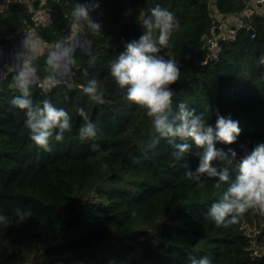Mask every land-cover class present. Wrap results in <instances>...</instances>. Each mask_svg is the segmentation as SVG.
I'll use <instances>...</instances> for the list:
<instances>
[{
	"label": "trees",
	"instance_id": "1",
	"mask_svg": "<svg viewBox=\"0 0 264 264\" xmlns=\"http://www.w3.org/2000/svg\"><path fill=\"white\" fill-rule=\"evenodd\" d=\"M7 1L0 0L5 49L29 27L41 41L63 45L74 34L69 14L77 2L99 4L100 14L94 10L90 16L101 28L96 34L83 22L93 54L75 49L76 86L61 81L44 89L38 81L30 88L34 102L48 99L71 117L72 131L61 142L53 137L51 152L31 142L23 112L11 105L20 95L8 87L14 69L0 81V214L14 219L16 209L31 212L25 222L0 225V264H191L190 258L205 256L213 264H264V216L250 209L238 223L216 227L206 213L228 185L216 188L206 176L202 186L188 179L185 172L198 166V150L193 146L174 158L173 145L155 132L143 109L125 99L126 88L110 75L111 62L125 44L143 34L151 9L170 10L177 26L159 55L174 60L180 70L170 85L172 111L184 103L209 124L214 125L217 112L238 121L236 142L216 145L235 150L236 160L213 162L218 170L227 167L234 179L239 161L264 143V10L251 15L253 36L246 26L235 27V38L210 58L203 36L211 32V12L236 16L245 0H138L133 8L130 0H45L46 26L33 25L32 11L23 2ZM50 51L32 55L38 79L47 74ZM93 76L103 104L82 92ZM78 108L97 126L92 140L78 137L83 123ZM182 142L192 143L175 140ZM93 143L101 151H90ZM91 192L96 200H84Z\"/></svg>",
	"mask_w": 264,
	"mask_h": 264
},
{
	"label": "clouds",
	"instance_id": "2",
	"mask_svg": "<svg viewBox=\"0 0 264 264\" xmlns=\"http://www.w3.org/2000/svg\"><path fill=\"white\" fill-rule=\"evenodd\" d=\"M98 7V3L77 2L69 15L76 24L87 22L88 28L99 34L101 25L90 16ZM176 26L174 14L167 8L156 5L143 20V34L138 40L127 42L124 51L111 62L110 75L119 87L126 88L125 99L143 109L155 132L173 145L174 158H182L195 146L198 150L195 152L198 166L194 171L185 172L188 179L201 182L202 186V177L206 176L215 180L216 188L228 185L220 199L206 213L216 227L228 228L238 223L239 218L250 209L264 216V143L257 144L250 154L239 161L237 174L230 180L228 168L218 170L213 162L231 165L236 160L235 150L229 148L225 151L216 145H231L236 142L241 131L238 121L217 112L214 125L209 124L201 114H196L194 109H189L184 103H180L174 113L172 111L174 93L170 85L179 79L180 70L174 60L165 59L159 53L168 44L169 36ZM22 48L33 52L36 48L35 40L25 38ZM34 58L30 55L13 66L15 74L8 87L18 90L20 95L13 97L11 105L23 112L24 127L28 130L31 142L45 152H51L53 137L56 142H61L64 134L72 131L71 117L65 109L57 108L48 99L35 102L32 99L30 88L38 82V68L33 63ZM73 63L71 50L57 43L45 61L47 74L42 83L55 86L61 78L70 74ZM84 75H88L87 71ZM81 88L91 101L104 103L103 92L95 76L88 79ZM77 115L83 120L78 129L79 139H94L98 129L90 121L88 112L84 108H78ZM177 138L180 141L191 140L192 143H175ZM89 147L90 151H101L98 144L93 143ZM107 166V163L101 164L103 168ZM29 217L30 211L16 209L14 219L0 214V225L6 228L13 222H25ZM190 259L191 264H213L207 256Z\"/></svg>",
	"mask_w": 264,
	"mask_h": 264
},
{
	"label": "built area",
	"instance_id": "3",
	"mask_svg": "<svg viewBox=\"0 0 264 264\" xmlns=\"http://www.w3.org/2000/svg\"><path fill=\"white\" fill-rule=\"evenodd\" d=\"M55 1L59 2L61 0H55ZM2 6H3L2 3H0V10L2 9ZM263 10H264V0H245V7L243 8V10L239 11L236 14L234 24H231L230 22L226 21V19L223 16L219 15V13L212 11L211 15H212L213 20H212L211 32H210L209 36H205V35L203 36L205 41H206L205 44H206V48H207L209 57L210 58H216L217 57L218 53L220 52V50L222 48L221 41L225 42L227 40H232L235 38V36H236V28L235 27L246 26L247 29L251 28L250 23L245 22V18L250 20V16L252 15V13H254L256 11H263ZM31 18H32V22H33L34 26H37V25L46 26L50 23V13H49L48 9L43 7L42 5L37 6L34 9V11H32V17ZM74 23L75 22L73 21V24ZM75 25L77 26L76 23H75ZM77 30H78V26H77ZM27 32L33 33L32 27H29ZM20 34H23V33H20ZM20 34H18L17 39H15L14 41H17L20 39L19 38ZM250 34H251V36L254 35V32L252 31V29H251ZM23 35L26 37L25 34H23ZM8 50H10V49L9 48L7 50L0 49V51H8ZM1 59H2V57L0 54V66L5 67L7 64L4 63L3 59L1 62ZM19 61H22V60L19 59ZM2 63H4L5 65L4 64L2 65ZM38 81H39V79H38ZM40 84H41V82H40Z\"/></svg>",
	"mask_w": 264,
	"mask_h": 264
},
{
	"label": "water",
	"instance_id": "4",
	"mask_svg": "<svg viewBox=\"0 0 264 264\" xmlns=\"http://www.w3.org/2000/svg\"><path fill=\"white\" fill-rule=\"evenodd\" d=\"M212 1H213V2H216L217 0H212ZM36 2H37L36 0L33 1V5L35 6V8L37 7V6H36ZM174 2H175V0H171V3H172V4H173ZM89 3H92V2H89ZM137 3H138V0H130V2H129V7H130V8H133ZM95 10H96V12H97L98 15H99V14H100V9H99V8H96ZM83 25H84V23H82V24H77V26H78V30H77V32H78V34H80V36H81V37L84 39V41L86 42V46H85V47H83V46H79V47H76V48H80L81 50L85 51L86 53L93 54V53H91V51H90L91 41H90L86 36H84V34H83ZM248 31L251 32V28H249ZM19 38H22V39L24 40L26 37H25L23 34H20ZM71 40H72V38L69 39V40H67L63 45L65 46V44L68 43V42H70ZM15 42H16V41H14V43L12 44V46H14ZM221 44H222V46H223V45H224V42L221 41ZM12 46H11V48H12ZM54 47H55V46H54ZM76 48H74V49L71 51L72 58H73V53H74V51H75ZM0 49H2V50H7V49H4V48L2 47V39L0 40ZM7 69H8V70H13L14 67H10V66H8V65H6L5 67H3V66L1 67V66H0V81H1V79H2V77H3V74L6 73V71H8ZM43 78H44V77H43ZM43 78H40V79H39V81H40L41 83H42V81H43ZM61 81L65 82L69 87L72 86L71 84H73L74 86L77 85V78H76V75L74 74V64H72V65L70 66V74H69L68 76H66V77L61 78V79H60V82H61ZM49 88H50V86L44 84V89H49Z\"/></svg>",
	"mask_w": 264,
	"mask_h": 264
},
{
	"label": "bare ground",
	"instance_id": "5",
	"mask_svg": "<svg viewBox=\"0 0 264 264\" xmlns=\"http://www.w3.org/2000/svg\"><path fill=\"white\" fill-rule=\"evenodd\" d=\"M22 41H23V39L20 38L19 40H17L15 42L14 46H12V48L10 50L0 51L1 57L4 60L5 64H10V65H12V67L17 64V62L19 61L20 52L23 50ZM79 46L85 47L86 42L80 36V34H78V32H76L74 37L72 38V40L65 44V47H67L68 49H70L72 51L74 48L79 47ZM4 63H2V65Z\"/></svg>",
	"mask_w": 264,
	"mask_h": 264
},
{
	"label": "rangeland",
	"instance_id": "6",
	"mask_svg": "<svg viewBox=\"0 0 264 264\" xmlns=\"http://www.w3.org/2000/svg\"><path fill=\"white\" fill-rule=\"evenodd\" d=\"M29 10L34 11V9L33 8L30 9V7H29ZM250 18H251V16H250ZM245 22H249L250 23V20L245 18ZM73 27H74V30H73L74 34L70 38H73L75 33H76V31H77V26L75 25V23L73 24ZM18 34H16L14 36V39H17ZM25 35H26V38H31V39L35 40V42H37V41L40 42V39L36 38V36L32 32H26ZM40 45H41V48H42L41 50H52L54 48L53 45H49V44H47V43H45L43 41L41 42ZM9 49H11V48H9ZM36 51H37V45H36V48L34 49L33 52H29L28 50L23 49L22 52H20L19 59L23 61L24 59H27L30 55L32 56L33 54H35ZM1 62H2V59H1ZM7 65L10 66V67L12 66L10 64H7ZM71 85H73V84H71ZM95 198H96L95 194L93 192H91L88 196H85L83 199L84 200L85 199H89V200L95 201L96 200Z\"/></svg>",
	"mask_w": 264,
	"mask_h": 264
},
{
	"label": "crops",
	"instance_id": "7",
	"mask_svg": "<svg viewBox=\"0 0 264 264\" xmlns=\"http://www.w3.org/2000/svg\"><path fill=\"white\" fill-rule=\"evenodd\" d=\"M33 1H35V0H8L7 2H10V3L23 2L27 6L28 9H29V7H30V9L31 8L35 9V6L33 5ZM36 1H37L36 2V6H39V5H43L45 0H36ZM219 15H221V14L219 13ZM224 18L226 19V21H228L230 23H233L235 21L236 17L234 15H227ZM41 42H42L41 40H40V42H38V41L36 42V45H37L36 53H40L42 51L41 50L42 48H41V45H40Z\"/></svg>",
	"mask_w": 264,
	"mask_h": 264
}]
</instances>
